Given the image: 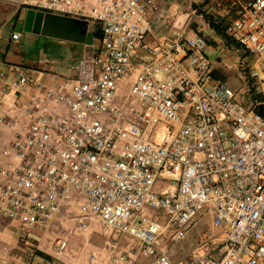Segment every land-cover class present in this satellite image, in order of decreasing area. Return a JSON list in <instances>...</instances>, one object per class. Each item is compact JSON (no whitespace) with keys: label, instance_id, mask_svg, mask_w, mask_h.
I'll use <instances>...</instances> for the list:
<instances>
[{"label":"built area","instance_id":"1","mask_svg":"<svg viewBox=\"0 0 264 264\" xmlns=\"http://www.w3.org/2000/svg\"><path fill=\"white\" fill-rule=\"evenodd\" d=\"M162 1L10 0L98 25L102 37L50 83L0 60V124L14 130L12 160L0 165V231L4 219L19 240L52 231L74 207L80 231L101 222L111 264H264V0H227L237 14L227 34L254 61L249 78L263 96L252 106L214 80L204 35L184 27L148 40ZM208 216L224 238L186 248ZM68 245L56 239L58 252ZM11 252L5 244L2 261ZM86 264L107 263L94 253Z\"/></svg>","mask_w":264,"mask_h":264},{"label":"crops","instance_id":"2","mask_svg":"<svg viewBox=\"0 0 264 264\" xmlns=\"http://www.w3.org/2000/svg\"><path fill=\"white\" fill-rule=\"evenodd\" d=\"M219 2L221 4H219ZM16 20L14 26H6L3 36L0 35V60L6 62L23 63L29 67L34 77L49 82L52 74H59L63 77H68L72 73V68L79 63L87 52L94 50L92 46L98 47L101 37L95 35L98 25L90 24L87 39L85 43H77L71 40L43 36L40 51L26 53L23 51L22 44L19 41L13 42L9 40V28L12 27L14 31L20 33L17 28L23 26L24 20L22 12ZM27 11V10H26ZM203 14H208L215 19L224 21L229 25L236 17V10L231 7L227 0H164L159 6V10L151 12L148 18L151 22V33L148 40L153 42L158 38L172 36L174 33L187 27V36L192 37L200 34L204 35L208 41V49L210 52L215 48L223 49L227 60L223 62L221 58H217L216 64H213V78L216 82H227L228 77L225 76L229 70H232L234 65L241 67V55L246 56L243 48L236 46V43H229L225 38L212 29L205 21ZM1 32V31H0ZM21 34V33H20ZM54 105L50 104L48 109H53ZM1 112H5L1 109ZM14 130L9 128L6 124H0V165L9 163L12 160V155L5 154L6 149L5 139L7 135L12 136ZM2 142L3 145H2ZM76 208H69L63 210L57 217L52 231H64L65 237L67 234H75V236L68 238L70 249L64 253L57 252V257H64V261L70 264H86L89 255L96 254L98 262H105L111 264V257L113 250L109 245V241L105 240L102 227H90L91 231L84 237L77 238L74 232L75 227H65L67 225V217L75 216ZM99 219H93L94 222ZM69 221V220H68ZM213 223V222H212ZM72 228V231L69 229ZM4 229V228H3ZM2 229V230H3ZM56 229V230H55ZM89 231V230H88ZM87 231V232H88ZM102 234H101V233ZM85 233V231H82ZM213 236L224 238V231L213 226ZM195 233L191 230L186 238V242L190 246L198 240L194 237ZM4 231L0 232V241L5 238ZM8 237V236H7ZM91 238V240H90ZM201 238V237H200ZM199 238V239H200ZM4 246V245H3ZM2 249H0V264H6L1 259ZM55 255V254H54ZM61 255V256H60Z\"/></svg>","mask_w":264,"mask_h":264},{"label":"rangeland","instance_id":"3","mask_svg":"<svg viewBox=\"0 0 264 264\" xmlns=\"http://www.w3.org/2000/svg\"><path fill=\"white\" fill-rule=\"evenodd\" d=\"M26 12V10L22 12L23 20H25ZM19 15L20 11L17 5L10 2V0H0V31H2V29L5 30L6 26H14ZM17 30L21 33L20 43L22 44L24 52L29 54L31 52L35 53L36 50H41L40 45L42 39L44 38L43 36H40L39 34L35 33L26 32L24 31L23 26L18 27ZM4 33L5 32L2 31L0 32V35L3 36ZM207 54L213 64H216L217 58H221L223 62H226L227 60L223 49L217 50L215 48V50H212V52L208 50ZM246 56L241 55L240 60L246 59V64L250 69H252L254 67V61L250 58H246ZM225 76L228 77L226 83L230 87H232L233 90L236 92L237 98L240 102L247 106H252L255 104L253 103L252 98L250 97V91L253 90V87L249 85L245 75L242 73L241 69L237 67V65H234V67H232V70H229L228 73L225 74ZM255 94L257 93L255 92ZM11 137L12 136L10 135L6 136V139L4 141L5 144L3 145L4 142H2L3 147L7 144L8 140L11 139ZM66 220L67 225L65 227H75L74 232L77 234V238L84 237L85 235H88L91 231V228H89L88 232L85 231V233H82V231L78 229L79 225L74 216H68ZM2 221V228H4L2 232L4 231V235L6 236L0 241V249H2L3 245L8 244L12 250L11 257L9 258L6 264H70L67 263V261H64V257H57L56 255V239L60 236H65V232L62 231V229L57 230L55 232L34 231L30 233L28 238L19 240L15 235L16 223L6 219ZM89 227H102V224L99 220H96V222L91 220L89 222ZM69 230L72 231V228H70ZM192 230L195 233V239L205 237L206 235L212 236L214 234L212 217L208 216L203 220H199ZM72 236L74 237L75 234H73ZM72 236L70 233L67 234V239ZM102 236L105 240H109V236L105 233L104 235L102 234ZM123 245L125 246L127 244L123 242ZM184 246L186 248L189 246L186 240ZM68 249H70V247H68ZM39 250L45 252L46 254H49L51 258L45 259L39 256L37 253Z\"/></svg>","mask_w":264,"mask_h":264},{"label":"water","instance_id":"4","mask_svg":"<svg viewBox=\"0 0 264 264\" xmlns=\"http://www.w3.org/2000/svg\"><path fill=\"white\" fill-rule=\"evenodd\" d=\"M89 22L85 20L46 14L33 9L27 10L24 31L45 36L85 43L89 31Z\"/></svg>","mask_w":264,"mask_h":264},{"label":"trees","instance_id":"5","mask_svg":"<svg viewBox=\"0 0 264 264\" xmlns=\"http://www.w3.org/2000/svg\"><path fill=\"white\" fill-rule=\"evenodd\" d=\"M203 17H204L205 21L207 22V24H209V26L212 29H214L218 34H220L223 38H225L229 43H233V44L236 43V41L231 39L229 37V35L227 34L228 25L224 21L219 20V19H215V17H213L211 15H208V14H203ZM95 35L97 37H102V32H101L100 27H98L96 29ZM236 46L239 47V48H242L238 43H236ZM246 58H249V56L247 55ZM240 69H241L242 73L245 75L249 85L253 87L252 81L249 78V68H248V65L246 64V59L242 60ZM252 89L253 90L250 91V97L252 98L253 103L261 102L262 99H263V96L255 94L254 87ZM256 111L259 114L264 116V105H261V104L258 105L256 107ZM37 253H38L39 256H41V257H43L45 259H50L51 258V256L49 254H46L45 252H43L41 250H39Z\"/></svg>","mask_w":264,"mask_h":264}]
</instances>
